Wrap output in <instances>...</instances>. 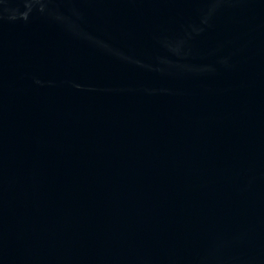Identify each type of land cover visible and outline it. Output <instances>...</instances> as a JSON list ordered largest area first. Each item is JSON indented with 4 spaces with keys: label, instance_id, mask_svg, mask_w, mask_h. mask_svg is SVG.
<instances>
[{
    "label": "water",
    "instance_id": "water-1",
    "mask_svg": "<svg viewBox=\"0 0 264 264\" xmlns=\"http://www.w3.org/2000/svg\"><path fill=\"white\" fill-rule=\"evenodd\" d=\"M0 264H264V0H0Z\"/></svg>",
    "mask_w": 264,
    "mask_h": 264
}]
</instances>
